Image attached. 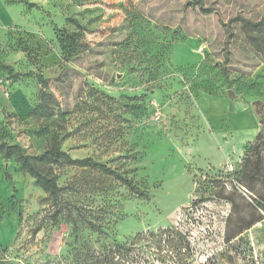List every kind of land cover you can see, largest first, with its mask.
I'll use <instances>...</instances> for the list:
<instances>
[{"label": "rangeland", "instance_id": "rangeland-1", "mask_svg": "<svg viewBox=\"0 0 264 264\" xmlns=\"http://www.w3.org/2000/svg\"><path fill=\"white\" fill-rule=\"evenodd\" d=\"M263 17L264 0H0V148L40 155L56 139L150 193L53 166L55 219L0 151V264H73V245L139 234L126 264H264V181L243 172L261 131L264 41L242 27ZM76 31L88 48L68 58L59 36ZM43 92L51 119L33 114Z\"/></svg>", "mask_w": 264, "mask_h": 264}, {"label": "trees", "instance_id": "trees-1", "mask_svg": "<svg viewBox=\"0 0 264 264\" xmlns=\"http://www.w3.org/2000/svg\"><path fill=\"white\" fill-rule=\"evenodd\" d=\"M30 6L35 7V4H30ZM74 23L78 29L81 30V26H79L77 22ZM242 23L244 32L253 35L252 38L254 41L257 43L264 41V17L258 22L243 20ZM82 37L83 33L81 31L72 33L64 32L59 36L58 41L60 47L68 58L78 56L88 48V45L83 41ZM0 69L9 70L7 66H3L2 64H0ZM41 83L45 85L47 84V81L41 79ZM53 99L55 100L54 96L43 92L40 98V104L35 108L33 114L36 117L42 116L46 119H51L55 115V108L51 102ZM256 112L260 119L261 131L245 153L243 172L247 177L257 175L262 181H264V106H259V108L256 109ZM0 151H4V156L6 158L14 157L20 170L32 177L35 180V184L50 196L52 205L57 208L54 213L55 219H57L58 214L61 212L63 205L61 194L64 188L58 185L56 176H53L51 172L46 171L47 168L53 166L65 165L78 169L99 171L100 173L110 176L116 181L122 183L137 197L143 199L150 198V193L148 191L141 189L132 181V179L125 174L108 167L106 164L98 162L91 157L82 159L73 158L68 152L62 150L60 142H57L56 139H53V144L40 155H26L18 145H4L0 148ZM68 216L71 218L73 232L77 235L79 229L73 212L70 209L68 210ZM85 222L93 232L103 234L101 226L94 224L90 220H85ZM259 222H261V220H257L252 226ZM154 235L155 234H151V236ZM144 238V235L139 234L130 245L115 241L113 245L104 243L98 249L73 245V264L130 263L129 259L136 247V242Z\"/></svg>", "mask_w": 264, "mask_h": 264}]
</instances>
